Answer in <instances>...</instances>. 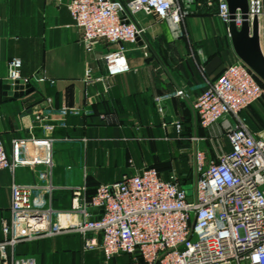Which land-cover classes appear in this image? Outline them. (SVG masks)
<instances>
[{"label":"built area","instance_id":"obj_1","mask_svg":"<svg viewBox=\"0 0 264 264\" xmlns=\"http://www.w3.org/2000/svg\"><path fill=\"white\" fill-rule=\"evenodd\" d=\"M59 5L62 0H51ZM207 7L225 25L229 22L224 0H205ZM64 6L81 31L85 55L95 45H116L102 56L105 75L95 77L88 64L85 83L100 82L108 88L111 78L130 68L124 45L134 43L142 30L130 16L154 15L173 36L195 7L194 0H68ZM258 20V38L264 45L263 0H248V19ZM239 23V18H236ZM264 54V46H263ZM21 61H7L10 86L29 80L20 75ZM264 94L250 70L238 59L226 66L196 95L192 108L203 129L218 126L219 143L214 150H195L192 183L181 184L175 175L162 178L152 166L139 173L125 174L115 182L98 185L88 195L85 184L71 187V205L54 209L43 195L53 190L51 171L56 128L66 127L68 116H79V108L43 106L36 122L40 136L14 139L8 155L0 142V172L14 174L19 166H40L39 183L10 187L9 218L1 222V264H36L31 257H19V243L32 242L61 233L81 236L84 251H98L104 264L126 256L125 264H264V131L252 133L240 112ZM182 90L155 96L156 110ZM177 135L179 122H173ZM195 140V139H193ZM195 176V178H193ZM192 186L190 196L186 189Z\"/></svg>","mask_w":264,"mask_h":264},{"label":"crops","instance_id":"obj_2","mask_svg":"<svg viewBox=\"0 0 264 264\" xmlns=\"http://www.w3.org/2000/svg\"><path fill=\"white\" fill-rule=\"evenodd\" d=\"M67 1L57 5L51 0H0V142L4 150L9 155L12 140L41 135L35 119L41 107L66 105L79 108L81 114L68 116L66 127L53 132V190L43 196L54 209L70 208L71 187L85 184L88 194L93 193L98 185L147 166L164 179L175 175L179 183L188 184L184 170L191 167L192 173L199 142L210 144L213 151L221 140L218 126H199L192 102L207 81L237 59L227 25L214 14L186 16L181 33L173 36L154 15L132 16L172 80L157 72L152 52L137 39L124 45L130 70L111 78L104 89L100 82L83 81L85 66H90L93 76H104L102 56L117 46L95 45L94 53L85 55L81 31L64 6ZM258 42L264 56L263 42L260 38ZM11 58L20 59V75L29 82L22 96L6 100L3 82ZM179 89L183 96L166 100L159 113L155 96ZM239 116L252 133L264 131L260 105L248 106ZM173 122L181 125L179 135ZM226 147L228 151L227 142ZM42 171L40 166L23 165L14 174L0 172V241L1 222L10 215L11 185L39 183ZM81 240L76 233H61L19 243L15 254L31 257L36 264H100L101 253L80 250ZM127 261L128 257L117 256L107 264Z\"/></svg>","mask_w":264,"mask_h":264},{"label":"water","instance_id":"obj_3","mask_svg":"<svg viewBox=\"0 0 264 264\" xmlns=\"http://www.w3.org/2000/svg\"><path fill=\"white\" fill-rule=\"evenodd\" d=\"M224 1L227 4L229 13L227 31L233 52L236 58L240 60L250 70L254 77L264 86V56L259 48L257 17L253 16L251 20L248 19V0ZM237 17L239 18V23L236 22ZM130 21L138 30H140L131 16ZM137 39H142L152 52L155 58L153 66L156 68L157 72L163 78L167 77L169 80H172L143 32H140V36ZM27 87L28 85L25 86V88ZM23 88L24 87L20 82H16L14 86H10V82L5 80L3 82V93L6 95L5 99L9 100L22 96ZM193 178H195V176H193Z\"/></svg>","mask_w":264,"mask_h":264},{"label":"rangeland","instance_id":"obj_4","mask_svg":"<svg viewBox=\"0 0 264 264\" xmlns=\"http://www.w3.org/2000/svg\"><path fill=\"white\" fill-rule=\"evenodd\" d=\"M183 1H185V0H183ZM254 104L260 105L261 108H262L263 111H264V94H263V95L261 96V98H260L258 101H256ZM220 139H221V140H219V144L221 145V147H222L223 149H227V147H226V141H225L223 138H220ZM198 146H199L200 151H205V149H206V152H207V150H208V151H212V147L210 146V144H207V143H206V145H203L202 143L199 142ZM215 146H216V145H215ZM184 171H185V176H184V178H187V177H190V178H191V175H192V173L190 172V171H191V167L188 168V169H186V170H184ZM186 191H187V193H188L190 196H192V192H193V188H192V186H189V187L186 189ZM81 241H82V240H81ZM81 245H82V244H81ZM80 250L84 251V250L82 249V247H81ZM84 252H87V251H84ZM100 264H104V260H103V259H102V261H101Z\"/></svg>","mask_w":264,"mask_h":264},{"label":"trees","instance_id":"obj_5","mask_svg":"<svg viewBox=\"0 0 264 264\" xmlns=\"http://www.w3.org/2000/svg\"><path fill=\"white\" fill-rule=\"evenodd\" d=\"M181 1V0H179ZM195 7L192 11L188 12L189 15L198 16V15H207V14H214V10L210 7H207L205 4V0H194ZM263 10H264V2H263ZM257 80V79H256ZM257 82L263 86L261 82L257 80ZM186 180V178H184ZM188 184L192 183V176L187 177ZM185 182V181H184ZM93 193H89L88 195H92Z\"/></svg>","mask_w":264,"mask_h":264}]
</instances>
